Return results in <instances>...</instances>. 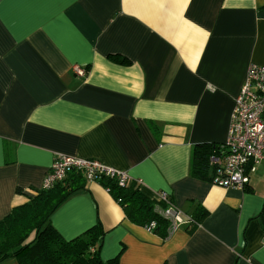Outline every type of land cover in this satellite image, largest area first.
<instances>
[{"label": "crops", "instance_id": "crops-1", "mask_svg": "<svg viewBox=\"0 0 264 264\" xmlns=\"http://www.w3.org/2000/svg\"><path fill=\"white\" fill-rule=\"evenodd\" d=\"M252 62L264 65V0H0V219L56 155L93 158L152 200L167 192L183 222L162 238L85 180L50 216L63 238L99 222L104 261L264 264V161L244 189L190 173L194 145L227 139Z\"/></svg>", "mask_w": 264, "mask_h": 264}, {"label": "trees", "instance_id": "trees-1", "mask_svg": "<svg viewBox=\"0 0 264 264\" xmlns=\"http://www.w3.org/2000/svg\"><path fill=\"white\" fill-rule=\"evenodd\" d=\"M221 143L194 145L191 155L192 176L211 181L214 170L211 155H219ZM85 179L78 172L70 173L49 189H39L21 205L12 207L0 219V264L8 258L18 264H118V255L104 261L99 253L103 230L97 222L78 236L65 239L53 227L50 216L70 195L83 188ZM102 185L122 207L133 223L149 228L162 238L168 237V220L155 209L156 200L150 199L135 181L121 186L113 178H103ZM198 206L188 224H196L205 215ZM264 230V207L256 216ZM33 235V236H32ZM31 236V238H30Z\"/></svg>", "mask_w": 264, "mask_h": 264}, {"label": "built area", "instance_id": "built-area-1", "mask_svg": "<svg viewBox=\"0 0 264 264\" xmlns=\"http://www.w3.org/2000/svg\"><path fill=\"white\" fill-rule=\"evenodd\" d=\"M74 72L83 75L85 71L74 66ZM219 155H211L214 170L211 182L226 188L244 189L250 174L264 161V65L252 62L247 68L244 81L234 100L230 116L228 136L222 143ZM80 173L86 181L113 178L121 186L141 180L130 178L123 170L105 165L98 159L58 154L42 182L43 189H49L61 182L70 173ZM155 209L168 220V235L183 222L182 211L172 203L170 195L160 191ZM191 218L187 219L190 222ZM153 224L148 228L151 230Z\"/></svg>", "mask_w": 264, "mask_h": 264}, {"label": "rangeland", "instance_id": "rangeland-1", "mask_svg": "<svg viewBox=\"0 0 264 264\" xmlns=\"http://www.w3.org/2000/svg\"><path fill=\"white\" fill-rule=\"evenodd\" d=\"M259 165V164H258ZM257 167V166H256ZM33 236V235H32ZM30 238H31V236H30Z\"/></svg>", "mask_w": 264, "mask_h": 264}]
</instances>
